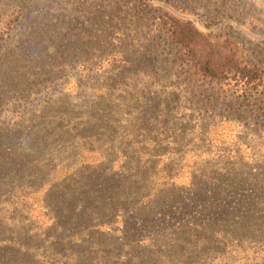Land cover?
<instances>
[{
	"label": "rangeland",
	"instance_id": "rangeland-1",
	"mask_svg": "<svg viewBox=\"0 0 264 264\" xmlns=\"http://www.w3.org/2000/svg\"><path fill=\"white\" fill-rule=\"evenodd\" d=\"M8 15L18 21L9 35L0 26V45L13 49L32 44L24 53L27 57L42 58L54 44L56 52L92 58L88 69L98 79L95 64L106 59L115 64L124 55L127 62L119 65L127 68L122 93L108 91L123 104L113 118L118 138L110 141L102 134L84 133L74 147L52 138L54 145L42 159L47 169L44 178L53 169H69L71 183L60 188L68 192L76 188L75 179L82 182L83 174L74 170L76 154L94 161L93 152L100 156L122 144L128 163L119 175L127 181L122 190L130 191L133 202L114 211L85 213L79 223L78 216H71L80 210L72 212L75 207L68 204L61 208L52 196L46 200L47 210L39 195L29 197L22 210L16 209L11 194L1 195L0 264H73L63 254L51 256L47 249L60 247L64 253L61 247L80 244L101 245L120 257L119 262L126 261L121 252L134 248L140 264H264V83L252 95L246 90L254 86L202 83L157 26L166 15L191 22L206 38L202 44L219 46L228 37L239 55L246 53L264 71V0H9L0 7V23ZM139 157L144 161L137 164ZM118 163L109 166L113 172L120 170ZM224 169L238 173L237 180L209 185L198 198L185 189L193 180L202 185L213 172ZM105 177L93 174L95 188H104ZM172 185L183 192L179 201L192 203L205 223L214 210L226 216L217 227H206L211 238L201 249L189 251L191 239L182 245L187 251L181 255L174 254L180 250L173 243L188 232L177 223L165 227L162 218L140 211L144 199ZM220 190L227 193L223 199L217 196ZM204 191L210 195L204 196ZM109 201L113 206L124 204ZM203 228L190 230L201 236ZM11 250L24 257L13 256ZM99 255L106 257L101 250Z\"/></svg>",
	"mask_w": 264,
	"mask_h": 264
},
{
	"label": "trees",
	"instance_id": "trees-1",
	"mask_svg": "<svg viewBox=\"0 0 264 264\" xmlns=\"http://www.w3.org/2000/svg\"><path fill=\"white\" fill-rule=\"evenodd\" d=\"M7 1L9 0H0V7ZM5 18L7 19L3 20L0 26H2V33L9 35L18 18L9 15ZM157 26L158 30L179 49L193 76L202 83L220 87L230 82H235L236 85L254 86L246 90L250 91L251 95L256 86L264 83V71L259 70L250 57L245 55L246 53L239 55L236 51L237 45L228 37L219 46L202 44L203 38H206L191 22H182L168 18L166 15L158 19ZM206 42L209 43L208 40ZM22 46L8 49L6 45H0V196L11 194L14 197L16 209L22 208V210L25 208L26 200L37 195L43 196L42 207L47 210L46 200L48 196H52L59 201V204L62 203L61 208L68 204L71 208L75 207L72 212L80 210L77 214L72 213L71 216H78L79 223L81 219L83 221L85 213L91 215L95 210L105 213L107 210L114 211L117 207H130L133 202L130 191L122 190L127 187V181H123V177L119 175L124 164L128 163L126 149L122 147V144L110 149V153L103 152L100 156L93 152L94 161H90L81 153L76 154L74 170L83 174L82 182L75 179L77 180L74 182L77 185L76 188L70 187L68 192H63L60 188L71 183L68 176L69 169L62 167L53 169L50 177L44 178L47 169L42 159V156L54 145L52 138H56L55 143L60 142L63 145L67 143L72 147L75 146L77 138L83 140L84 137L81 134L84 133L91 132L96 137L102 134L105 140L110 141L118 138L120 131H116L118 124L113 118L123 104L116 103L115 98L108 91L117 89L119 93H122L119 89L123 86L127 68L119 67V65L127 62L123 59L124 55L118 58L115 64L108 62L109 59L95 64L102 67L107 63L105 69L99 67L96 69L99 73L96 79L91 74L92 69H88L92 58L56 52L58 46L52 44L50 50L48 49V55L34 59L31 55L27 57L24 54L29 51L32 44L29 48H22ZM73 73H76V76ZM70 79L72 81H69ZM70 82L73 83L71 87ZM243 97L246 98L244 95ZM71 135H76V138ZM85 153L93 155L90 152ZM118 157L121 159L118 160ZM142 161L144 160L139 157L134 162L138 164ZM114 162H119L117 165L119 171L117 168L113 172V167H109ZM93 174L98 177L106 175L103 182L104 188L102 186L95 188V184H92ZM238 176V173L224 169L219 174L213 172L209 180L205 179V182L201 179L204 183L202 185L193 180L185 189L190 191V194L194 192V197L198 198L202 190L209 185L221 180L233 182ZM59 192L62 197L58 196ZM180 193H183L182 190H176L172 185L158 191L156 196L144 199L140 206L143 214L162 218L166 223L165 227H171L172 223H177L178 227L188 232L184 239H178L173 243V247L180 250L175 251L174 254L179 255L182 251H187L182 245L191 239L193 244H190L189 251L201 249L204 241L211 238V230L208 231L206 227H217V223L226 218L225 215L218 213V210H214L215 215L208 223H205L206 220L203 221L199 218L200 215H196L192 203L185 204L183 200L179 201ZM226 194L224 190H220L217 196L223 199ZM209 195V191H204V196ZM109 199H118L124 204L113 206ZM1 206L7 205L2 202ZM176 206L179 208L173 209ZM180 219L182 220L179 223ZM190 227H204L201 230L202 235L191 231ZM121 235H124L123 232ZM94 246L95 248L80 244L71 248L65 245L61 247L64 253L59 250L60 247L56 249L50 247L47 250L54 257L63 254L62 258L72 261L73 264H134L132 258L137 262L135 264H140L141 256L135 253L134 248H128L126 253L121 252L125 255L126 261L119 262L120 257H113L114 252L101 245ZM18 248L20 250V247ZM23 248L26 252L30 250L28 247L23 246ZM19 250H15L17 253L14 250L10 252L13 256L24 257L18 254ZM100 250L106 257L99 255ZM174 254L171 257H174ZM144 256L148 257L149 253L145 252ZM43 257H40L41 260Z\"/></svg>",
	"mask_w": 264,
	"mask_h": 264
}]
</instances>
